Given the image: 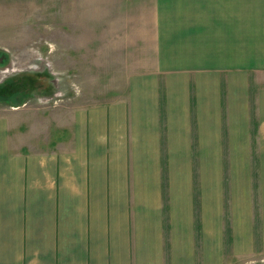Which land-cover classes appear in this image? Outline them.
Returning a JSON list of instances; mask_svg holds the SVG:
<instances>
[{"label": "crops", "instance_id": "obj_1", "mask_svg": "<svg viewBox=\"0 0 264 264\" xmlns=\"http://www.w3.org/2000/svg\"><path fill=\"white\" fill-rule=\"evenodd\" d=\"M201 1L185 15L154 1L142 51L119 55L131 66L119 96L53 108L0 98V264L264 253V12L246 31L242 8Z\"/></svg>", "mask_w": 264, "mask_h": 264}, {"label": "rangeland", "instance_id": "obj_2", "mask_svg": "<svg viewBox=\"0 0 264 264\" xmlns=\"http://www.w3.org/2000/svg\"><path fill=\"white\" fill-rule=\"evenodd\" d=\"M154 1L0 0V98L53 108L67 102L105 101L123 94L126 69L131 67L124 64L123 57L126 49L129 60L142 51L141 22L149 25ZM161 1H166L169 11L174 5L180 15H185L187 5L200 3ZM201 2L212 4L213 10L242 8L246 31L264 12V0ZM126 13L132 18L128 25ZM108 14L117 22L111 28L113 33L105 23ZM129 27L130 42L122 43ZM238 264H264V253L243 258Z\"/></svg>", "mask_w": 264, "mask_h": 264}]
</instances>
